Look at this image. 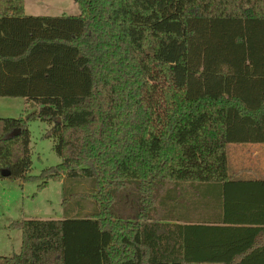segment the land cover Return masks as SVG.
<instances>
[{
  "label": "trees",
  "instance_id": "trees-1",
  "mask_svg": "<svg viewBox=\"0 0 264 264\" xmlns=\"http://www.w3.org/2000/svg\"><path fill=\"white\" fill-rule=\"evenodd\" d=\"M75 3L29 17L0 0V98L27 103L0 119V180L64 182L70 206L17 223L0 264H264V181L236 179L228 154L264 145V0ZM33 121L62 159L38 177Z\"/></svg>",
  "mask_w": 264,
  "mask_h": 264
},
{
  "label": "rangeland",
  "instance_id": "rangeland-1",
  "mask_svg": "<svg viewBox=\"0 0 264 264\" xmlns=\"http://www.w3.org/2000/svg\"><path fill=\"white\" fill-rule=\"evenodd\" d=\"M25 10L29 17L80 15L75 0H25ZM26 105L24 99L0 98V119L22 118ZM28 129L32 153L29 175L38 177L45 170L61 164L62 159L54 151L53 141L45 138L50 129L48 124L33 121L29 123ZM250 147L252 145L228 147L233 173L262 175L263 171L256 172L253 169L249 158ZM42 184L43 182L38 181L23 183L20 180H0V258L13 257L21 252L22 233L16 228L17 223L28 220H63L70 212V206H64V182L51 181L47 188L39 190ZM73 186L77 185L74 183ZM81 188L89 189L86 181L82 182ZM78 191L80 193V188Z\"/></svg>",
  "mask_w": 264,
  "mask_h": 264
},
{
  "label": "crops",
  "instance_id": "crops-1",
  "mask_svg": "<svg viewBox=\"0 0 264 264\" xmlns=\"http://www.w3.org/2000/svg\"><path fill=\"white\" fill-rule=\"evenodd\" d=\"M250 150V159L252 160V164L254 166V170L256 172H260L263 171L262 175H244V174H236V179L238 180H252V181H264V145H252V148H249ZM230 157V155H229ZM254 161V162H253ZM252 169V172H253ZM252 174H256V173H252ZM187 209L183 210L182 213H186ZM207 212V211H206ZM206 212L204 213V215L206 214ZM165 214L166 211L165 209H163L161 206L157 207L156 211L154 212V217L155 219H158L159 222L164 223L163 220H165ZM179 217V216H178ZM184 217V216H180ZM186 219H190L191 222H195L197 220H199L200 218L198 217V215H187ZM185 219V220H186ZM168 220H173V219H168ZM59 221V220H57ZM166 224H181L184 225V223L181 222H174V221H170V222H166ZM263 229H261L262 231H264V227H262ZM256 243H257V247L258 248H262L264 246V236L263 234H261V236L259 235L256 239Z\"/></svg>",
  "mask_w": 264,
  "mask_h": 264
},
{
  "label": "water",
  "instance_id": "water-1",
  "mask_svg": "<svg viewBox=\"0 0 264 264\" xmlns=\"http://www.w3.org/2000/svg\"><path fill=\"white\" fill-rule=\"evenodd\" d=\"M20 130H17V131H15V132H13L11 135H10V137H17L18 135H20ZM2 176L4 177V178H9V176H10V173L7 171V170H4L3 172H2Z\"/></svg>",
  "mask_w": 264,
  "mask_h": 264
}]
</instances>
